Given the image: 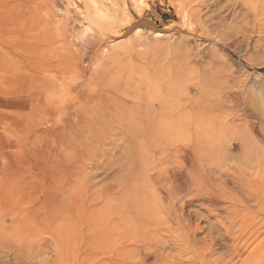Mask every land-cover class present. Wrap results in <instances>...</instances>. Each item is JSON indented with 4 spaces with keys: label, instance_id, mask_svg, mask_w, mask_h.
I'll return each instance as SVG.
<instances>
[{
    "label": "rangeland",
    "instance_id": "rangeland-1",
    "mask_svg": "<svg viewBox=\"0 0 264 264\" xmlns=\"http://www.w3.org/2000/svg\"><path fill=\"white\" fill-rule=\"evenodd\" d=\"M188 99L170 201L183 137L122 125ZM143 263L264 264V0H0V264Z\"/></svg>",
    "mask_w": 264,
    "mask_h": 264
},
{
    "label": "bare ground",
    "instance_id": "bare-ground-1",
    "mask_svg": "<svg viewBox=\"0 0 264 264\" xmlns=\"http://www.w3.org/2000/svg\"><path fill=\"white\" fill-rule=\"evenodd\" d=\"M94 15L98 18V20L104 21V20H108L109 17L108 15L100 10V9H95L94 8ZM93 16V15H91ZM101 23V22H100ZM111 23V22H109ZM137 29H135L136 31ZM155 34L157 35H162L161 31H155ZM106 49V48H105ZM104 49V51H105ZM108 50V49H106ZM112 52V51H111ZM113 54V53H112ZM104 96V95H103ZM111 97V96H109ZM113 98V97H112ZM229 101H233L234 97L233 96H228ZM227 98V99H228ZM105 99V98H104ZM191 100V101H190ZM188 99L185 102L181 103H177V106L173 107L170 102H168L167 100L165 101H161L158 100V103L156 104V106H150L151 108L148 110L147 112V117L146 119H141L143 122H141V124H138V121H140V119H131V117L127 120L129 122V124L124 125L123 122V127L125 128H129V126H134L136 127V129L138 130L140 128V133L142 135V137L144 138V141H146V138L148 140H151L150 138L154 137L157 134H164V133H168V132H177L179 134H181V136L183 137V146H173L171 149H169V151L162 157L163 161H161L159 159V163L162 164L163 162H167V161H171L173 162V160L177 161H181L184 163L185 161H189V164H185L184 163V167H183V172H180L178 170H169L167 171H160V169L158 171H156L154 173V176L152 177L155 181H160L161 184L166 185L167 179H171V181L169 182L171 184V186H167V189L165 191H167L168 194V198L170 201L174 200V197L176 196H180L182 194H185L186 192H190L192 185L194 184L195 186H202L208 179V177L202 173L201 171H199V167H198V160L196 157L195 152L193 151L194 154H191V152L189 153L188 149V145L192 142V141H198L199 137H201L202 133L204 132L205 128L209 125L214 126L213 124H208L207 126L204 125V120L201 118H198L197 111H198V107L192 102V99ZM194 100V99H193ZM133 103V102H132ZM214 103V102H213ZM219 103V102H218ZM217 103V104H218ZM216 104V105H217ZM202 105V104H201ZM215 105V106H216ZM132 106V105H131ZM136 108V109H135ZM139 106H133L134 110H139ZM221 108V107H220ZM101 109V108H100ZM102 110V109H101ZM218 110V109H217ZM92 111V110H91ZM133 111V110H132ZM200 111V110H199ZM198 111V112H199ZM97 112V111H96ZM105 112V111H103ZM203 112V111H202ZM201 113V112H200ZM199 114V113H198ZM202 114V113H201ZM199 115L202 116V115ZM206 114V113H205ZM139 116V115H138ZM136 115V117H138ZM204 116V115H203ZM135 117V118H136ZM140 117V116H139ZM133 118V117H132ZM141 118V117H140ZM162 120L163 123H160V121L158 120ZM159 121V122H157ZM127 123V122H126ZM227 124L224 123L223 126ZM218 125H220V123H218ZM120 126V125H119ZM217 126V125H215ZM222 126V127H223ZM226 126V125H225ZM224 126V127H225ZM255 125H252V127H254ZM138 127V128H137ZM255 128V127H254ZM252 128V129H254ZM207 129L213 133V131H215L216 127H207ZM220 129V128H219ZM218 129V130H219ZM139 131V130H138ZM120 132L123 131L120 130ZM132 132V131H129ZM128 132V133H129ZM140 133H138L140 135ZM212 138V137H210ZM187 144V145H186ZM197 145V144H196ZM191 146V145H190ZM193 147V146H192ZM185 148V149H184ZM194 148V147H193ZM173 167V166H172ZM138 168V167H137ZM134 169V166L132 168V170ZM132 170L130 172H127V174H131L132 175ZM141 170V169H140ZM182 170V169H181ZM139 172V170H137ZM142 173V172H141ZM143 173H145L143 171ZM126 174V175H127ZM128 174V175H129ZM130 175V176H131ZM146 177V176H145ZM125 178V177H124ZM129 178V177H128ZM123 179V178H122ZM121 179L122 182H124L123 184L126 185L127 181L126 178L124 179V181ZM133 182V181H132ZM132 182H129L132 183ZM229 182V181H228ZM134 185V184H133ZM132 187V185H130ZM142 186V185H141ZM206 186V185H205ZM130 187V188H131ZM230 187V186H229ZM128 190L129 187L127 188ZM134 189V188H131ZM208 189V188H207ZM138 189H136L137 191ZM196 190V189H195ZM202 190V189H200ZM132 191V190H131ZM134 191V190H133ZM155 191V190H154ZM231 191H233V193H239V192H243V189L241 187V185H235L234 189H232ZM139 192V191H138ZM202 193V192H201ZM251 196V192L249 193ZM131 195V193H130ZM129 196V195H127ZM188 196V195H187ZM138 197V195H137ZM124 198H127L126 196H124ZM135 198V197H134ZM209 198V197H208ZM129 202L130 199L132 200V197L128 198ZM128 199H125L126 201ZM178 199V197H177ZM221 199V198H220ZM138 200V199H137ZM222 200V199H221ZM135 202V200H132ZM208 201V200H207ZM182 202V201H181ZM139 203V202H138ZM137 203V204H138ZM127 204V203H126ZM133 204V203H132ZM222 203L221 205L223 206ZM130 205V204H129ZM218 205V204H217ZM216 205V206H217ZM139 206V205H138ZM225 206V205H224ZM130 207V206H129ZM136 207V206H135ZM218 208V207H217ZM221 208V207H220ZM229 208V206H228ZM129 209V208H128ZM214 209V207H213ZM226 209V208H225ZM227 210V209H226ZM228 211V210H227ZM138 212V211H137ZM180 212V211H179ZM136 213V212H135ZM138 217V216H137ZM142 218V217H141ZM233 221V220H232ZM163 248V247H162ZM144 264V263H143Z\"/></svg>",
    "mask_w": 264,
    "mask_h": 264
}]
</instances>
